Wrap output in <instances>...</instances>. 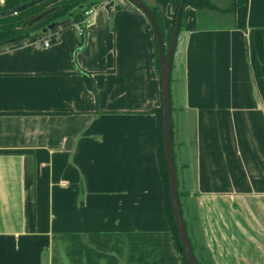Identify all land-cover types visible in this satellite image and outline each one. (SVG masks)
I'll return each instance as SVG.
<instances>
[{
	"label": "crops",
	"instance_id": "crops-1",
	"mask_svg": "<svg viewBox=\"0 0 264 264\" xmlns=\"http://www.w3.org/2000/svg\"><path fill=\"white\" fill-rule=\"evenodd\" d=\"M142 1L167 51L180 0ZM234 1L226 21L186 7L171 64L179 201L199 264H264V0ZM93 8L82 48L74 19L0 46V264H185L158 163L154 28L129 0Z\"/></svg>",
	"mask_w": 264,
	"mask_h": 264
},
{
	"label": "trees",
	"instance_id": "trees-1",
	"mask_svg": "<svg viewBox=\"0 0 264 264\" xmlns=\"http://www.w3.org/2000/svg\"><path fill=\"white\" fill-rule=\"evenodd\" d=\"M2 4L0 0V46L8 43L28 39L30 36L41 32L42 30L48 29L51 26L67 20L69 17L74 16V22L76 25L81 27L83 31L79 35V47L82 48L85 45V27L86 12L95 7L102 0H4ZM181 3V0H180ZM247 3V1H246ZM148 6V5H147ZM180 6V5H179ZM188 6L195 8L196 10H211L216 11L217 8L209 0H185L184 7L180 16V27L181 30L184 18V9ZM78 7H83L78 11H74ZM156 17L162 34L163 27L158 16L157 9L148 6ZM236 7V2L233 1L230 11ZM53 9V12L44 17L43 19L33 22V20L45 12ZM174 20H177V13L174 15ZM53 43L56 39L52 40ZM157 41V40H156ZM86 77L87 85L90 90L95 94L97 93L94 80L92 75L88 72L82 71ZM157 117V154L158 163L160 168V174L162 177L164 195H165V211L167 222L170 228V232L175 240L176 247L181 254L185 264H189L188 259L185 255L184 247L179 238V230L175 221V216L172 207L171 194H170V178L167 166V160L164 148V120L163 106L152 111ZM178 198H180L178 193ZM198 262V261H197ZM199 264V263H198Z\"/></svg>",
	"mask_w": 264,
	"mask_h": 264
},
{
	"label": "water",
	"instance_id": "water-1",
	"mask_svg": "<svg viewBox=\"0 0 264 264\" xmlns=\"http://www.w3.org/2000/svg\"><path fill=\"white\" fill-rule=\"evenodd\" d=\"M129 1L132 2L136 7H138L140 10L143 11V13L149 19L155 31V35L157 39V46H158L161 78H162V101H163L162 106L164 109V114H163L164 148H165V155H166L167 166H168V171H169V178H170V194H171L172 207H173V212L175 216V221H176V224L179 230V238L184 247L185 255L188 259V262L189 264H198L194 256L191 244L188 239L185 222L182 216L180 201L177 196L178 195V180H177V172H176V167H175L174 153H173V148H172L170 74H171V64H172L174 46H175V43L177 41L178 34H179L180 16L182 13V9L184 7L185 0H181L178 14H177V20L175 22V27H174L167 51H165L164 37L161 31L160 25L156 17L154 16V14L152 13V11L149 9V7L142 0H129ZM79 9H83V7L76 8L74 11H72V13H74L75 11H78ZM52 12H53V9L45 12L43 15L35 18L33 22H37L43 19L44 17H46ZM70 19H74V16H71L69 19H67V21ZM62 23H65V22H60L58 24H55L48 29L42 30L41 32H38L30 36L28 39H34L37 36L46 33L48 30Z\"/></svg>",
	"mask_w": 264,
	"mask_h": 264
},
{
	"label": "rangeland",
	"instance_id": "rangeland-1",
	"mask_svg": "<svg viewBox=\"0 0 264 264\" xmlns=\"http://www.w3.org/2000/svg\"><path fill=\"white\" fill-rule=\"evenodd\" d=\"M212 4H214L215 6H216V8H217V10L216 11H211V10H203V12L204 13H208V12H211L212 14H215V15H217V19H222V20H224V21H226V20H228V19H230L231 18V16H224V14L227 12V11H230V8H231V5H232V3H233V1L234 0H209ZM2 4H4L5 3V1L4 0H2V2H1ZM93 10L95 11L96 9L95 8H93ZM202 12V13H203ZM210 14V13H209ZM229 14H231V13H229ZM222 15V18H219L220 16ZM215 20V21H213L212 22V24H214V23H218V24H220V22L218 21V20ZM249 196H254V195H249ZM249 198V197H248ZM251 198H254V197H250L248 200H250ZM182 204H183V200H182ZM186 216V215H185ZM185 219H186V222H187V224H188V226H190V222H189V219L187 218V216L185 217ZM189 231H190V229H189ZM181 256V255H180ZM182 257V256H181Z\"/></svg>",
	"mask_w": 264,
	"mask_h": 264
},
{
	"label": "built area",
	"instance_id": "built-area-1",
	"mask_svg": "<svg viewBox=\"0 0 264 264\" xmlns=\"http://www.w3.org/2000/svg\"><path fill=\"white\" fill-rule=\"evenodd\" d=\"M92 14H94L93 8L90 9L88 12H86L87 17L91 16ZM78 32L80 35L82 34L83 31L81 30V27H79ZM52 40L53 39L51 37L50 38H38L35 44H36V47L38 48H48L52 45L53 43Z\"/></svg>",
	"mask_w": 264,
	"mask_h": 264
}]
</instances>
